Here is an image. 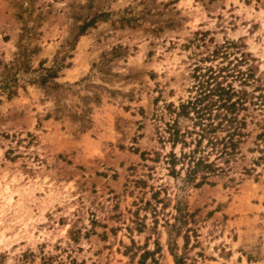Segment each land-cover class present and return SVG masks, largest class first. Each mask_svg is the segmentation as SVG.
I'll list each match as a JSON object with an SVG mask.
<instances>
[{
    "label": "rangeland",
    "instance_id": "rangeland-1",
    "mask_svg": "<svg viewBox=\"0 0 264 264\" xmlns=\"http://www.w3.org/2000/svg\"><path fill=\"white\" fill-rule=\"evenodd\" d=\"M2 80L0 264H264V0H0ZM194 98L244 121L198 187L164 158Z\"/></svg>",
    "mask_w": 264,
    "mask_h": 264
},
{
    "label": "trees",
    "instance_id": "trees-1",
    "mask_svg": "<svg viewBox=\"0 0 264 264\" xmlns=\"http://www.w3.org/2000/svg\"><path fill=\"white\" fill-rule=\"evenodd\" d=\"M45 75L41 76L40 82H44L45 77H54L53 69H44ZM0 83V88H6L5 81ZM7 93L12 94L13 91L7 89ZM196 101V102H194ZM194 101H186L185 104H179L175 112V118L169 123H164L163 132L166 133L165 140L170 144V150L165 155V163L168 165V171L171 175L177 171H183V181L191 183L194 187L202 184H210L207 179L209 176L223 171V167L216 163L218 159H222V163H226L228 158L235 152L240 138L243 136L242 129L244 128L243 119H237L233 114V108L236 101H223L218 104L227 113H221L216 121L209 116L211 104L195 106V103L200 102V99L194 98ZM187 109H191V115H188ZM205 111V112H202ZM208 111V112H207ZM232 112V113H231ZM206 113V116L204 115ZM185 116L191 120L190 128H180L176 117ZM217 130L224 131L222 136H219ZM264 136V134H259ZM163 138V137H162ZM179 145L178 154L173 151L175 145ZM213 154V158L209 156ZM260 161L264 164V154H260L254 164ZM178 165L177 170L175 166ZM176 214L173 216V221L178 224H184L186 219H189L191 214L187 213L184 207H175ZM175 224H170L173 228ZM174 264H184L181 256H173Z\"/></svg>",
    "mask_w": 264,
    "mask_h": 264
}]
</instances>
